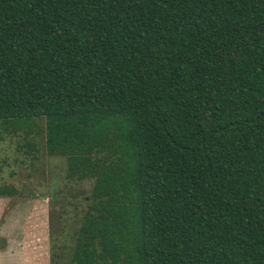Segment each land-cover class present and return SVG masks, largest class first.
I'll return each mask as SVG.
<instances>
[{
  "label": "trees",
  "instance_id": "trees-1",
  "mask_svg": "<svg viewBox=\"0 0 264 264\" xmlns=\"http://www.w3.org/2000/svg\"><path fill=\"white\" fill-rule=\"evenodd\" d=\"M41 118L93 182L51 264H264V0H0V128Z\"/></svg>",
  "mask_w": 264,
  "mask_h": 264
},
{
  "label": "rangeland",
  "instance_id": "rangeland-1",
  "mask_svg": "<svg viewBox=\"0 0 264 264\" xmlns=\"http://www.w3.org/2000/svg\"><path fill=\"white\" fill-rule=\"evenodd\" d=\"M44 129L43 118L30 135L0 128V185L18 189L2 201L0 245L9 249V264H51L50 234L71 247L87 208L93 182L67 178L66 158L48 154Z\"/></svg>",
  "mask_w": 264,
  "mask_h": 264
},
{
  "label": "crops",
  "instance_id": "crops-1",
  "mask_svg": "<svg viewBox=\"0 0 264 264\" xmlns=\"http://www.w3.org/2000/svg\"><path fill=\"white\" fill-rule=\"evenodd\" d=\"M4 199H5V196H1L0 195V236H3L2 229H3V226L5 225V224L2 223V217L4 216L3 215V208H2V201ZM8 250H9L8 248L7 249H3L1 247V245H0V264H9L10 255L8 254ZM24 253H25V251H23L21 255L23 256Z\"/></svg>",
  "mask_w": 264,
  "mask_h": 264
}]
</instances>
